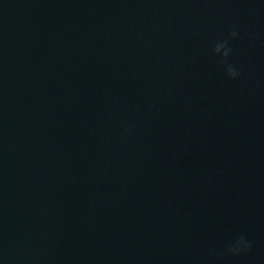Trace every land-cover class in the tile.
Wrapping results in <instances>:
<instances>
[{
  "label": "water",
  "instance_id": "1",
  "mask_svg": "<svg viewBox=\"0 0 264 264\" xmlns=\"http://www.w3.org/2000/svg\"><path fill=\"white\" fill-rule=\"evenodd\" d=\"M228 245L153 0H0V264H238Z\"/></svg>",
  "mask_w": 264,
  "mask_h": 264
},
{
  "label": "clouds",
  "instance_id": "2",
  "mask_svg": "<svg viewBox=\"0 0 264 264\" xmlns=\"http://www.w3.org/2000/svg\"><path fill=\"white\" fill-rule=\"evenodd\" d=\"M238 36L235 28L230 30L227 39L217 42L212 48L214 56L219 57L217 63L223 68L225 76L229 80H236L242 73V70L237 69L233 64L229 63L228 57L230 56L232 49L228 47L229 39H236ZM132 129L130 126H124L122 135L127 136L131 133ZM251 248V241L247 240L244 236H240L234 242L230 243L226 249L228 255H239L243 252H247Z\"/></svg>",
  "mask_w": 264,
  "mask_h": 264
}]
</instances>
